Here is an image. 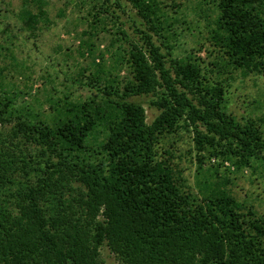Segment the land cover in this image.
Here are the masks:
<instances>
[{"label":"trees","instance_id":"obj_1","mask_svg":"<svg viewBox=\"0 0 264 264\" xmlns=\"http://www.w3.org/2000/svg\"><path fill=\"white\" fill-rule=\"evenodd\" d=\"M33 2L22 0L19 18L35 36L53 22ZM212 3L211 40L226 64L264 79V0ZM109 4L114 15L135 11L127 28H106ZM93 9L78 51L95 63L97 43L110 33L112 51L105 49L109 65H96L82 84L90 97L50 99L56 115L45 120L0 94V264H104L103 248L119 264H264V219L223 188L229 181H206L196 197L158 152L184 127L200 163L251 166L264 162V129L227 114L222 84L209 86L194 61L162 51L164 17L153 0H103ZM135 98L158 111L151 123ZM100 130L101 143L89 146Z\"/></svg>","mask_w":264,"mask_h":264},{"label":"rangeland","instance_id":"obj_2","mask_svg":"<svg viewBox=\"0 0 264 264\" xmlns=\"http://www.w3.org/2000/svg\"><path fill=\"white\" fill-rule=\"evenodd\" d=\"M33 2L35 7L37 0ZM103 0H41L47 10L50 26L41 28L35 36L30 35L20 21L22 0H0V94L11 98L16 109L29 113L40 119H53L56 113L49 100L83 101L91 96L86 84L96 65H109L108 46L110 34L98 42L95 63L83 58L78 51L82 32L90 29L89 21L94 12L93 6ZM159 7L164 44L162 51L171 53L172 59H186L199 65L206 76L209 86L219 82L223 86V109L240 121L252 119L264 129V79L257 75L243 76L226 64V59L214 46L211 36L217 13L212 0H153ZM125 3L126 0H121ZM131 5L128 4V7ZM102 13L106 28L115 33L119 22L127 28L130 18L117 12L114 6L106 7ZM94 13H97L95 11ZM119 17V20L117 19ZM119 21V22H118ZM132 37V31L128 30ZM121 38L114 35L113 38ZM86 54V53H85ZM104 54V62L100 55ZM86 56V55H85ZM214 64V65H211ZM125 70L119 74L125 79ZM80 82L81 85H80ZM141 102L146 111V119L151 123L158 111L149 105L148 98H135ZM104 133L96 131L89 138V146H98ZM158 152L162 158L170 157L175 177L182 189L200 196L203 184L229 183L223 188L246 208H253L256 216L264 219V162L255 161L251 166L238 167L239 159L223 160L210 157L205 163L198 161L194 135L191 129L182 127L178 133L159 145ZM164 151L169 156L163 155ZM104 264H119L107 248L102 250Z\"/></svg>","mask_w":264,"mask_h":264}]
</instances>
